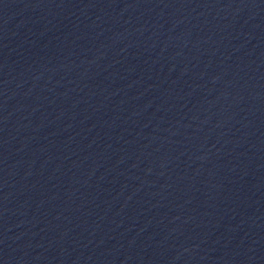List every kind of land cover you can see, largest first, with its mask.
<instances>
[{
	"label": "water",
	"instance_id": "1",
	"mask_svg": "<svg viewBox=\"0 0 264 264\" xmlns=\"http://www.w3.org/2000/svg\"><path fill=\"white\" fill-rule=\"evenodd\" d=\"M0 264H264V0H0Z\"/></svg>",
	"mask_w": 264,
	"mask_h": 264
}]
</instances>
